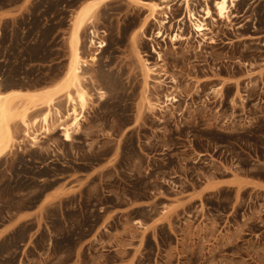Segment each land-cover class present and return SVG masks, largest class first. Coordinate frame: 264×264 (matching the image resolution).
Segmentation results:
<instances>
[{"label":"rangeland","instance_id":"1","mask_svg":"<svg viewBox=\"0 0 264 264\" xmlns=\"http://www.w3.org/2000/svg\"><path fill=\"white\" fill-rule=\"evenodd\" d=\"M85 1L0 0L5 90L64 74ZM165 2H104L82 33V55L98 54L81 129L35 145L22 130L0 158V264H264V0L229 19L190 0L202 35L185 0L152 18Z\"/></svg>","mask_w":264,"mask_h":264},{"label":"bare ground","instance_id":"2","mask_svg":"<svg viewBox=\"0 0 264 264\" xmlns=\"http://www.w3.org/2000/svg\"><path fill=\"white\" fill-rule=\"evenodd\" d=\"M106 1L109 0H87L76 9L69 35V61L64 74L54 83L29 90L20 88L5 90L4 85L0 83V158L10 153L17 143L22 142L20 138L22 130L24 137L35 145L41 141V137H47L57 129L62 131L60 134L62 140L72 141L81 129L89 101L92 99V94L85 84L84 66L89 60L96 59L98 54L95 52L90 58L82 55V33L91 23L95 12ZM169 1L171 0H166L162 4H152L151 17L156 19L158 13H164L165 17H169L166 13V9L170 8ZM214 1L219 17L229 19L230 4L234 5L237 0ZM185 3L186 14L193 21L195 30L201 35L205 34L204 30L208 29V26L204 19L199 18L192 10L190 0H185ZM204 11L206 18L212 15L208 4ZM167 22V19L160 21L161 25ZM90 32L91 44L104 47L103 40H96L99 38L96 30L93 29ZM163 34L161 30L157 33L158 36ZM143 66L146 72L145 84L148 85L153 69L148 66L146 60H143ZM98 94L103 98L105 91L98 89ZM146 103L150 108L164 106L148 96ZM163 103L168 105L167 102Z\"/></svg>","mask_w":264,"mask_h":264},{"label":"crops","instance_id":"3","mask_svg":"<svg viewBox=\"0 0 264 264\" xmlns=\"http://www.w3.org/2000/svg\"><path fill=\"white\" fill-rule=\"evenodd\" d=\"M260 188L264 189V181H261Z\"/></svg>","mask_w":264,"mask_h":264}]
</instances>
